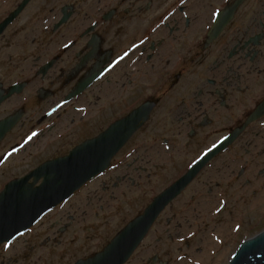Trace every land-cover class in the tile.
<instances>
[{"label":"flooded vegetation","instance_id":"1","mask_svg":"<svg viewBox=\"0 0 264 264\" xmlns=\"http://www.w3.org/2000/svg\"><path fill=\"white\" fill-rule=\"evenodd\" d=\"M0 27V190L140 111L93 180L149 205L196 169L169 222L264 206V0H0Z\"/></svg>","mask_w":264,"mask_h":264},{"label":"rangeland","instance_id":"2","mask_svg":"<svg viewBox=\"0 0 264 264\" xmlns=\"http://www.w3.org/2000/svg\"><path fill=\"white\" fill-rule=\"evenodd\" d=\"M103 183L102 178L91 181L33 229L10 244L0 245V264H74L101 251L143 212L150 198L136 203L119 191L105 188ZM228 211L229 216L221 212L216 218L205 208L196 221L170 222L163 213L126 264H143L156 254L167 264H226L234 252L229 247L234 244L237 248L245 239L241 235L245 226L250 227L249 236L264 228V218L260 219L264 206H228ZM68 222L67 231L61 232ZM188 226L197 232L189 237L170 235ZM235 227V236H229ZM209 237L211 242L206 240ZM167 248L169 253L164 251Z\"/></svg>","mask_w":264,"mask_h":264},{"label":"water","instance_id":"3","mask_svg":"<svg viewBox=\"0 0 264 264\" xmlns=\"http://www.w3.org/2000/svg\"><path fill=\"white\" fill-rule=\"evenodd\" d=\"M18 13L19 9L7 22ZM2 29L0 27V31ZM139 115L140 111H135L115 122L106 133L76 147L69 156L50 161L28 176L8 183L0 193V244L13 241L86 182L103 172L138 129ZM196 172V169L191 170L158 195L144 213L129 222L102 251L75 264H125L159 214ZM32 177L34 181L29 183ZM41 178L42 183L35 186ZM227 264H264V230L243 240Z\"/></svg>","mask_w":264,"mask_h":264},{"label":"bare ground","instance_id":"4","mask_svg":"<svg viewBox=\"0 0 264 264\" xmlns=\"http://www.w3.org/2000/svg\"><path fill=\"white\" fill-rule=\"evenodd\" d=\"M224 229V228H223ZM207 240V242H211L212 241V239H211V237H209L208 239H206ZM197 250H199V249H197ZM203 254H204V252H203Z\"/></svg>","mask_w":264,"mask_h":264}]
</instances>
